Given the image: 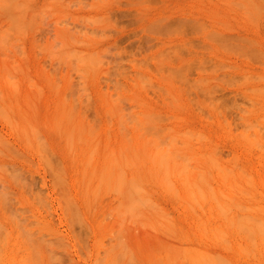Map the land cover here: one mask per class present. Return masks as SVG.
<instances>
[{
  "label": "rangeland",
  "instance_id": "rangeland-1",
  "mask_svg": "<svg viewBox=\"0 0 264 264\" xmlns=\"http://www.w3.org/2000/svg\"><path fill=\"white\" fill-rule=\"evenodd\" d=\"M88 60L93 61L89 62ZM85 63L87 64L85 65ZM90 65L91 67H88ZM85 72L86 74H82ZM84 75L88 77L86 78ZM105 96L109 98H107V102ZM110 96L117 103L111 101ZM112 102L116 104L113 105ZM111 103L113 106H111ZM107 106L109 109L106 108ZM114 106L119 107L116 110L113 109L115 113L119 110L116 114L110 111V108H114ZM119 113L122 116L119 117ZM118 117H122L121 121ZM73 123L74 125L77 123V125L74 126ZM137 124L141 126L138 129L135 128V126L139 127ZM78 125L80 127V129L78 128L79 132L86 129L84 132H86V135L88 134L87 138H84V132L78 135V130H75ZM73 126L74 129L71 130L70 128H73ZM185 127L192 131L195 129L196 135H193L194 132H192L193 137L190 136V131L186 133V135L189 133V137L184 136ZM66 129L70 130L71 142L68 138L70 134L67 133ZM126 133L128 136H126ZM136 133L138 139L137 137L133 138L137 135ZM121 134L124 135V138ZM247 134L250 135L251 139ZM65 135H67L68 140H66ZM90 135L95 140V137L97 139L101 138L96 140L98 141L96 143L93 140V144L97 145L98 148H92V141H90L92 139L89 140ZM177 135L180 138H175ZM205 135L206 138L203 137ZM110 136L112 138L108 139ZM113 136L116 138L113 139ZM119 137L123 140L127 139L125 137H129L128 144H121L123 140H120ZM139 137L141 141L138 142ZM252 138L254 142H257L258 139L261 141L262 138L261 142L256 143L259 146L254 145ZM130 139L132 141L134 139V141L132 142ZM198 139L199 142L201 140L200 143ZM184 140H187L186 142L190 141V144L185 143L187 146L184 145ZM250 140H252L253 145H250ZM105 141L115 147L111 149L114 150L116 158H120L118 156L120 153H117L118 148H121L119 145L122 148L127 145L125 151H129V147L130 150L133 149L128 154L124 150L122 151V148L120 149L121 152H124V155H128V158L123 159V163L120 162L121 164L117 162L119 158L116 159V163L120 165H118L119 167L114 165L115 158L112 160L114 155L110 153V145L106 144L108 147L103 146ZM85 142L87 143L85 144ZM204 143L206 144L204 145ZM89 145L90 149L93 150L92 152L87 147ZM94 148H96V151ZM154 148L158 152L161 148H163V152L165 151L163 153L161 150L160 153H157L155 150L159 155L156 161L158 166L155 164L156 159L151 158L154 157L153 154L157 157L156 153H153ZM164 148L167 150H164ZM179 148L183 150L180 151ZM134 149L139 150V152H136V154L139 153L137 160H135L136 154L132 153ZM168 150L172 153H170L172 159L170 161L168 160V153L170 152ZM177 150L184 154L187 152L188 156L194 154L193 158H196V155L200 153H204V156H206L208 154L205 155V153H209V151L210 155H213L211 151L215 150L217 156L214 154L213 158L216 156L218 159L213 161L212 156L209 158L213 164L209 159L208 161L203 158L204 156L201 158L198 156V159L208 161L211 165L206 166L208 169L217 167L216 169H219L218 173L216 169L211 170L210 168L211 173H216L211 174L210 179L202 176V173L198 172V174H201L199 176L201 178L205 177L206 181L210 180L213 189L220 186L219 189L216 188V191H224L226 188L237 191L236 188L239 186H237L236 181L240 179V174L238 175L236 171L243 168L242 166L246 167V170L243 168L244 170L241 169L238 172L243 173L245 171L248 176L249 173L253 174V176L251 174L253 188L251 184V186L248 185L249 181L247 186L245 185L248 178L245 180L246 174L244 173L245 176L242 174L244 177L241 175L244 179L241 180L246 183L243 182L242 185L240 180V187L243 190L248 187L244 190L245 193L247 190L255 195L252 194L253 197L251 198L248 192L245 195L243 191L244 196L241 198H248L250 202L243 198L244 200H242L245 202L241 200V204L246 205L243 204L244 207H242L238 203L237 207L241 209L238 210L237 208L235 211L239 214L244 212L242 211L243 208H245L243 209L246 210L245 212L248 211L249 213L251 211L253 216L247 214L250 217L252 216V223L254 222L255 213L257 215L260 213L258 210L262 206L264 207V0H0V264H190L193 258H196L194 260L197 262L194 263L193 261L194 264H203V262L205 264L203 259L209 258V256L204 258L200 255L203 258L201 259L200 256L198 258L196 256L200 254L198 250H201L204 254L207 252L205 250L211 251V254H217L218 252L215 257L219 262L226 257L229 263L232 264H264V241L260 240L264 234L259 229L264 227V220H262L264 219V208L261 209L263 210L262 215L260 214L262 219L259 214L254 217L257 221L258 217L260 218L259 222H254L255 225L256 223L259 224L254 225L258 227L256 229L258 231L255 230L249 219L240 220L238 218L237 220L244 221V223L246 219L251 224L249 226L247 223H243L246 226L242 230L244 233L246 230L248 235L244 234L243 231L242 234L239 233L240 231L236 234L238 227L235 229V226L239 222L237 225H234V222L232 228L235 231L230 230L229 233L227 232V237L225 235V237H222L223 230L221 228L225 227L224 229L227 231L229 226L226 229V225L229 222L224 226L227 218L221 219L223 218L221 216L225 212L226 215L230 213V208L227 207L230 204H226V207L223 206L227 202H219V193L217 198H212L215 199L214 202L207 200L208 192L213 197L216 193L213 191L212 194H215L212 195L210 191L206 192L205 189L207 197L203 192L204 201H209L205 205L208 206L213 202L212 206L214 208L211 206L213 209L209 205L210 208L205 206L203 212H201L200 209H202L201 205L203 203L201 199L203 198H201L200 192V199L198 198L199 195H197V198L202 203L196 201L197 198L194 197V200L189 201L190 203L194 201L192 205L195 202L200 204V208L194 204L197 207H194L196 208L194 211L198 212L200 210L198 213H204L206 210L208 213L209 208V213L210 209L213 210V216L215 213L218 214L221 206H223L222 208H228L229 212L221 208L225 211L223 214L217 215L221 217V220L216 218L215 215V221L213 219L212 222L213 216L210 213L208 216L211 217V222L206 224L214 223V225L216 224L215 227L219 229L220 227L218 228V224L215 222L220 220L218 223L222 226V220H226L223 222V227L220 228L221 235L218 234L220 239L217 233L215 235L218 236L217 241L225 239L224 242L227 243L229 249L226 250L227 248L222 246L224 242L222 244H220L221 241L217 243L216 238H214L217 236L211 235L214 233L212 230V233L210 231L206 233L210 228H207V230L204 227L207 231L203 232L204 229L201 228L203 224L199 225L203 234L197 233L199 231L197 229L195 232V223H198L199 218L202 216L204 218L207 216L200 213L201 217L200 214L198 217V214L193 212V208H190L191 204L189 206L187 198H185L187 201L183 199L188 190L184 191L186 194L183 196L181 190L185 189V183L178 182L176 179L185 178L184 180L189 182L192 178L190 179L189 175V178L183 177V172L188 169L186 164L191 166L190 163L194 162L191 156V160L179 157V152L175 157ZM88 151L93 153L94 157ZM107 151H109L108 154ZM151 151L152 156L147 157V154ZM87 153L92 159L86 158ZM97 153L99 154L97 155ZM109 154L112 157L110 162L109 159H106L109 158ZM131 155H133V160L136 162L141 161L140 164L134 161V164L131 165L129 163ZM140 157L145 162V166L142 160L138 159ZM177 157L182 158L184 161L179 158L178 161ZM82 158L84 159L82 160ZM123 158L126 157L123 156ZM150 158L154 161L151 165L148 163L149 160L151 161ZM164 158L170 164L172 161L176 162L171 165L167 164L170 167L172 165L177 166L178 161V165L181 164L182 166L176 174L182 171L180 176H183L178 178L175 175L174 177L173 173L167 170L170 167L162 162ZM86 159L87 163L89 162V168L87 167L88 164L85 163ZM100 159L102 160L100 161ZM158 159L161 161L158 162ZM105 160L108 161L107 164L109 163L107 166ZM124 160H127V164L131 165L130 168L127 165L125 166L126 161ZM187 160H190L189 163ZM218 160H220V163H218ZM111 161L113 165L109 168ZM120 161H122L121 158ZM168 161L165 162L168 163ZM205 161L203 160L204 164H206ZM221 161L224 165L221 164ZM93 163L96 164L95 168L91 166ZM233 163H239L240 167ZM101 164L109 168L108 176H103L105 179L101 177L102 172H100L98 178L97 174L99 172L92 173L94 169L98 171L102 167ZM122 164H124L123 168L126 170L124 173L120 168ZM154 164L159 168L165 164L166 166L163 167H167V169H164L170 173L162 169L163 167L160 170L153 166ZM214 164L216 167L213 166ZM219 164L221 165L219 166ZM83 165H86V167L84 166L86 168L84 170L85 174H81ZM135 165L136 167L133 170L132 168ZM140 165L145 168L150 165L147 167L148 171H150L149 167L152 166V173L154 172L153 167H155L158 171L160 170L159 174L157 175L156 169V175L154 173V175H151L150 172L145 171L147 168L142 169L143 167L141 168ZM196 165L194 166L196 167ZM194 166L192 169H194ZM222 166L224 167L222 168ZM225 166H230L232 169L228 167V169H231L228 170ZM104 167L102 168L106 169ZM183 167L185 170H183ZM91 168L93 169L91 170ZM111 168L114 169L111 170ZM191 168L189 167L188 173H191ZM197 168H195V171H197ZM220 168L224 172L227 170L231 172L225 174L222 171L223 177L219 172ZM135 169L139 174L142 170L140 176L147 175L148 178L145 177L147 179L146 185V179L143 181L142 177L139 178L141 179L140 184L138 182L135 184L136 181L133 183L130 181V178L134 181V177L137 176ZM175 169L177 168L174 166ZM203 169L198 168V171L201 172ZM208 169L206 171H209ZM114 170H117V172ZM174 170L172 171L174 172ZM112 171L115 174L117 173L118 176L115 174L114 176L120 181L115 177H113L114 180L110 181V176L113 175ZM161 171H163L162 174H166V172L170 174L169 180L171 178V182L168 183L171 188H177V185H179L177 189L179 193H182L183 198H181V195L179 198L176 192L173 194V189H169L170 192L166 186L167 183L166 185L162 184L161 180L164 175H161ZM103 173L106 174V171L103 170ZM123 174L126 177L129 175L128 179ZM227 174L230 176L233 174L234 176L230 177ZM160 175L162 178H160ZM206 175H210V173H206ZM138 176L137 179L135 178L136 180H139ZM107 177L109 183L106 182ZM253 177L255 178L253 179ZM201 178H199L200 180L195 179L198 181L195 183L205 181V178L203 180ZM219 178H223L221 179L223 182ZM103 179L108 185H105ZM125 179L129 180V184L132 185L128 184L129 187L126 186L127 181ZM154 179L161 180L156 182ZM183 179L181 180L183 181ZM97 180L100 182L96 184ZM195 180L187 182L188 185L191 182L194 183ZM216 181L219 183H216ZM110 182L111 185L113 184L112 187ZM231 182L236 185H232ZM179 183L184 188L180 189L181 185ZM222 183H226L225 186ZM95 184L99 186L94 187ZM148 184L151 186H148ZM207 184H209V181ZM230 184L233 188L230 187ZM143 185L145 186L143 187ZM200 185L198 184L196 187L198 188ZM131 186L133 188L138 187V190L140 189L143 193L138 192V190L132 191ZM212 186H208V188ZM221 186H224V188L221 189ZM109 187L111 188L109 189ZM200 187L199 189H201ZM141 188L149 191L146 192L145 189L142 190ZM164 189L167 193L163 191ZM177 189L175 190L177 191ZM190 189L192 191V188ZM238 189V192H240V188ZM194 190L192 193H198V190ZM150 191L151 193L148 195ZM221 191L219 192L221 193ZM144 193L151 196L152 199ZM189 193L191 194V192ZM222 193L221 196L225 195L224 192ZM236 193L235 197L238 196ZM135 194L137 195L134 196ZM140 194H144L145 197ZM190 194H188L190 197L196 195ZM241 194L239 193V196ZM226 196H223L222 199ZM139 197L141 200L138 199ZM235 197L232 200L238 202V198ZM135 198H137L138 203ZM218 198L219 210L217 209L218 212H214L217 208L215 202ZM148 199H151V202ZM156 199L160 203H156L157 201H154ZM180 200L182 202L179 203ZM227 201L229 202V200ZM184 202H187L185 204L189 206L188 208L187 206L183 208ZM136 203L138 207L135 206ZM257 203L262 206L259 208ZM155 204H159L160 208L163 206L164 211L165 209L168 211L169 214L167 211L165 213L168 214L171 221L174 217L173 222L175 224L172 225L171 222V225L170 223L169 225L172 227L171 229L176 230L175 233L171 232V229H169L171 235L168 234L167 229V231L164 230L167 233L163 232L162 229L165 228V224H168V220H164L165 223L163 218H167V215H160L163 211L158 208L159 212L162 211L159 213ZM232 204L237 205V203ZM248 204L252 205L247 207ZM202 206H204V203ZM254 206H257L258 210L255 211ZM251 208L253 209L251 210ZM233 211V214H230L231 216L236 214ZM182 212H187V215L184 213L183 215ZM247 214L245 217H248ZM155 216H159V218L157 217L158 222H156ZM241 216L239 217L241 218ZM203 217L201 219H204ZM160 219L164 225L159 223ZM233 219H231V222L234 221ZM204 221L207 222V220ZM202 222L203 220L200 223ZM181 224L189 231L183 230L184 234L186 231L187 234L189 233L188 235L185 234L188 237H183L182 230L179 231V227L180 229L182 227ZM160 226L164 228L160 229ZM189 229L194 231L192 232ZM214 231L218 232L216 229ZM256 232L263 235L260 236ZM181 233L182 239L177 236ZM223 233L226 234L225 231ZM239 234L241 237L243 234L244 236L240 238ZM245 235L252 237L254 235L253 238H256L254 240L252 237L245 238ZM196 237L198 241L195 240ZM207 238H210V240ZM244 238L248 239L247 241H250L253 246L251 243L245 242ZM202 239H204V242ZM229 240L232 244H229ZM255 240L258 243L256 248H254L256 245ZM183 241L187 246L192 245L193 247L192 249V247L184 245L187 249H192H189L188 252L185 251L187 255L184 253V256L182 254L184 252L182 248ZM242 243L248 244L244 246L243 250L252 247L251 250L255 251L256 249L257 251L252 253L250 250L249 254L245 252L246 250L240 251ZM175 244L177 247L179 244L182 245L178 248L179 250L183 249L182 253L177 250ZM194 244L196 246H193ZM173 245L176 247L175 251L177 250L176 252L180 253L169 250V247L172 248ZM233 247L235 249L232 251ZM259 247L260 249H257ZM204 248L205 250H202ZM230 248L232 249L230 250ZM236 250L240 252L235 253ZM167 251L169 257L173 252L170 258L174 260V263L165 255ZM190 253H195V257L189 258ZM208 254L210 255V252ZM220 258L222 259L219 260ZM200 260H203V262ZM210 260L212 259L209 258L207 261L211 262ZM217 260L214 262L218 263ZM207 261L206 263H208ZM214 262L211 263L214 264ZM225 264H228V262Z\"/></svg>",
  "mask_w": 264,
  "mask_h": 264
},
{
  "label": "bare ground",
  "instance_id": "bare-ground-1",
  "mask_svg": "<svg viewBox=\"0 0 264 264\" xmlns=\"http://www.w3.org/2000/svg\"><path fill=\"white\" fill-rule=\"evenodd\" d=\"M82 60H83V59H82ZM88 61H89V60H88ZM92 61H93V60H92ZM92 61H89V62H92ZM77 63H78V62H77ZM81 63H82V62H81ZM81 63H80V64H81ZM83 63H84V62H83ZM94 63H96V62H94ZM86 64H87V63H85V65H86ZM81 65H82V64H81ZM85 65H84V66H85ZM88 65H89V64H88ZM92 65H93V64H92ZM97 65H98V63H97ZM97 65H96V66H97ZM82 67H83V66H82ZM86 67H87V66H86ZM88 67H91V65L88 66ZM79 68H80V67H79ZM95 68H96V67H95ZM80 69H81V68H80ZM89 70H90V69H89ZM91 72H92V71H91ZM82 74H86V72H85V73H82ZM87 75H88V74H87ZM87 75H84V76L87 78V77L89 76V75H88V76H87ZM84 76H83V77H84ZM93 76H94V75H93ZM93 76H91V77L93 78ZM91 77H90V78H91ZM97 92H98V91H97ZM102 93H103V92H102ZM102 95H103V94H102ZM104 95H105V94H104ZM113 97H114V96H113ZM104 98H106L105 101L109 99V98L106 97V96H105ZM107 98H108V99H107ZM111 98H112V96H110V99H111ZM114 98H115V97H114ZM100 99H101V98H100ZM112 100H113L114 102H116L115 99L112 98L111 101H112ZM106 102H107V101H106ZM112 103H113V102H112ZM112 103H111V106L115 105L117 102H116V103H113V105H112ZM102 104H103V103H102ZM104 104H105V102H104ZM109 106H110V105H109ZM106 108H108V106H107ZM116 108H117L116 106H114V108L111 107V108H110V111L113 113V112H114L113 109L116 110ZM118 108H119V107H118ZM118 108H117V109H118ZM104 109H105V108H104ZM108 109H109V108H108ZM106 111H108V110H106ZM118 112H119V110H118ZM118 112H116V113H118ZM114 113H115V112H114ZM116 113H115V114H116ZM120 113H121V112H120ZM120 113H119V115H118L119 117H120V115H121ZM121 116H122V115H121ZM119 117H118V118H119ZM67 118H68V117H67ZM69 118H70V117H69ZM69 118H68V119H69ZM65 119H66V118H65ZM120 119H122V117L119 118V121H121ZM125 119H126V118H125ZM70 120H71V119H70ZM182 120H184V119H182ZM67 121H68V120H67ZM124 121H125V120H124ZM183 122H185V121H183ZM64 123H65V122H64ZM67 123H68V122H67ZM118 123H119V122H118ZM122 123H123V122H122ZM124 123H125V122H124ZM59 124H60V123H59ZM79 124H80V123H79ZM127 124H128V123H127ZM138 124H140V123L138 122ZM138 124H137V125H138ZM142 124H143V123H142ZM60 125H61V124H60ZM63 125H64V124H63ZM73 125H74V123H73ZM76 125H77V123H76L74 126H76ZM140 125H141V124H140ZM140 125H138L139 127H136V126H135V128H137V129L140 128V127L142 126V125H141V126H140ZM71 126H72V125L70 124V127H71ZM74 126H73V128H70V129H71V130L74 129ZM66 128H67V127H66ZM78 128L80 129L79 125H78L77 129H75L76 131L78 130L77 132L80 131ZM83 128H84V127H83ZM142 128H143V127H142ZM137 129H136V130H137ZM185 129H186V130L183 131V132H184L183 135L186 136V137H189V136H188L189 133L186 135L187 132H190V131H191V132H190V133H191L190 136H192V132L195 131V129L192 131V130H189L188 128H186V127H185ZM187 129H188V130H187ZM191 129H192V128H191ZM59 130H60V129H59ZM59 130H58V131H59ZM63 130H64V129H63ZM66 130H67V129H66ZM81 130H82V129H81ZM84 130H86V129H83L82 132H84ZM90 130L92 131V129H90ZM139 130H140V129H139ZM58 131H57V132H58ZM69 131H70V130H67V133H68V134H70ZM91 131H90V132H91ZM72 132H73V131H72ZM82 132H79L78 135H79L80 133H82ZM93 132H95V131H93ZM136 132H138V131H136ZM139 132H140V131H139ZM84 133H85V134H84ZM84 133H83V134L85 135L84 138H85V137L87 138V135H88V134L86 135V132H84ZM119 133H120V132H119ZM181 133H182V132H181ZM181 133H178V134H181ZM58 134H59V133H58ZM73 134H74V133H73ZM108 134H109V133H108ZM126 134H127V133H126ZM136 134H137V133H136ZM139 134H140V133H139ZM176 134H177V133H176ZM76 135H77V133H76ZM81 135H82V134H81ZM94 135H95V134H94ZM121 135H123V134H121ZM121 135H120V137H121ZM140 135H143V134H140ZM193 135H196V133L194 132ZM65 136H66L65 138H67V135H65ZM72 136H73V135H72ZM74 136H75V135H74ZM91 136H92V135H90L89 140L92 139ZM108 136H109V135H108ZM126 136H128V134H127ZM129 136H130V135H129ZM207 136H208V135H207ZM247 136H249V138H250V135H249V134H247ZM258 136L260 137V135H258ZM258 136H256V137H258ZM79 137L81 138V136H79ZM79 137H78V139H80ZM104 137H105V136H104ZM120 137H119V139H120ZM122 137L124 138V135H123ZM130 137H131V136H130ZM136 137H137V139H138V134L135 135V137H133V138H136ZM140 137H141V136H140ZM140 137H139L138 142L141 141ZM192 137H193V136H192ZM192 137H190V138L192 139ZM203 137L206 138V135L203 136ZM203 137H201V138H203ZM259 137H258V138H259ZM59 138H60V137H59ZM62 138H63V137H62ZM68 138H69V141L71 142V141H72V140H71V139H72V138H71V134L68 135ZM68 138H67L66 140H68ZM75 138H77V137H75ZM84 138H83V139H84ZM95 138H96V140H100V139H101L100 137H99L100 139H97V137H95ZM107 138H108V137H107ZM110 138H112V137L110 136L108 139H110ZM114 138H116V137L113 136V139H114ZM123 138L120 139V140H123ZM125 138H127V139H126V140H123V142L119 141V142H121V144H123V145H124V143H125V144H128L127 140L129 139V137H125ZM175 138H180V136L177 135V137H175ZM181 138H182V136H181ZM201 138H199V139H201ZM119 139H118V140H119ZM131 139H132V138H131ZM131 139H130V141H132ZM137 139H136V140H137ZM187 139H188V138H187ZM199 139H198V142H199ZM208 139H209V137H208ZM245 139H247V137H245ZM250 139H251V138H250ZM259 139H260V138H259ZM259 139H258V141H260ZM66 140H65V141H66ZM73 140H74V139H73ZM81 140H82V138H81ZM81 140H80V141H81ZM93 140H95V139L90 140V141H92V145H93L92 148H93V147L98 148L97 145L95 146V145L93 144ZM96 140H95V143L98 142V141H96ZM103 140H104V139H103ZM105 140H106V138H105ZM136 140H135V141H136ZM142 140L145 141L143 138H142ZM182 140H183V139H182ZM204 140H205V139H204ZM204 140H203V141H204ZM252 140H253V138H252ZM252 140H250V145H251V144L253 145V143H255V144H254L255 146H259V145H256V143H257L258 141H257V142H256V141L254 142V140H253V143H251ZM256 140H257V139H256ZM69 141H66V142H69ZM77 141H79V140H77ZM84 141H85V140H84ZM114 141L116 142V140H114ZM124 141H125V142H124ZM130 141H129V142H130ZM133 141H134V139H133ZM133 141H132V142H133ZM173 141H174V140H173ZM173 141H172V142H173ZM175 141H176V140H175ZM186 141H187V140H186ZM186 141L184 140L183 143H184V145L187 146V144H185V143H189V144H190V141H189V142H186ZM246 141H247V140H246ZM261 141H262V138H261ZM261 141H260V142H261ZM70 142H69V143H70ZM73 142H74V141H73ZM110 142H111V141H110ZM132 142H130V144H132ZM198 142H197V143H198ZM200 142H201V140H200ZM200 142H199V143H200ZM247 142H248V141H247ZM86 143H87V142H85V144H86ZM99 143H100V142H99ZM104 143H105V145H104ZM104 143H103V146L108 147L107 145H110L107 141H105ZM134 143H135V142H134ZM136 143H137V141H136ZM141 143H142V142H141ZM141 143H140V144H141ZM176 143H177V142H176ZM191 143H192V141H191ZM89 144H90V143H89ZM106 144H107V145H106ZM112 144H113V143H112ZM130 144H129V145H130ZM189 144H188V145H189ZM202 144H203V142H202ZM202 144H201V145H202ZM205 144H206V143H204V145H205ZM247 144H248V143H247ZM257 144H258V143H257ZM259 144H261V143H259ZM100 145H101V143H100ZM118 145H119V144H118ZM204 145H203V146H204ZM85 146H86V145H85ZM119 146L122 148L121 145H119ZM119 146H118V147H119ZM126 146H127V145H126ZM126 146H123L124 148H122V151L126 148ZM186 146H185V147H186ZM87 147H89V149L91 148L90 145L87 146ZM106 147H105V148H106ZM109 147H110V149H111V148H113V149L115 148V147H112V145H110ZM118 147H117V148H118ZM204 147H206V146H204ZM208 147H209V146H208ZM250 147H251V146H250ZM96 148H94L95 151H96ZM103 148H104V147H103ZM103 148H102V149H103ZM105 148H104V149H105ZM121 148H120V149H121ZM158 148H159V147H158ZM80 149H82V148H80ZM80 149H79V150H80ZM120 149L118 148V150H117L118 152H117V153H118V154L120 153V155H118V156H120V158L122 159V161H120V158L118 157L119 160H117V162H118V163H120V162L123 163V159H127V158H128V157H127L128 155H127V156H126V154L124 155V154H123L124 152H121ZM135 149H136V148H135ZM135 149H134V151L132 152V153H134V154H136V152H139L138 149H137L138 151L135 150ZM186 149H188V148H186ZM213 149H214V148H213ZM258 149H259V147H258ZM90 150H91V152L93 151L92 149H90ZM90 150H89V151H90ZM119 150H120V152H119ZM132 150H133V149L130 150V147H129V151H130V153H131ZM155 150H156V148H154V150H153L154 152H153V153H156ZM161 150H162V152H163V148H161L160 151H161ZM164 150H167V149L164 148ZM178 150L181 151V150H183V149H180V148H179ZM178 150H177L175 153H177V152L180 153V151H178ZM208 150H209V149H208ZM84 151H85V150H84ZM84 151H83V152H84ZM89 151H88V152H89ZM95 151H94V152H95ZM97 151H99V150L97 149ZM113 151H114V150H113ZM113 151H112V149L110 150V153L114 155L113 159H112V157H110V154H109V156H108L109 158H106V157H105V158H106V159H109V162H110L111 159L114 160V158H115V160L113 161V162H114V165H116V167H119L120 165H119L118 163H116V159H118V158H116L117 156H115L116 154H114L115 152H113ZM124 151H125V150H124ZM129 151L127 150V151H125V152H127V154H128ZM156 151H157V150H156ZM160 151H159V152L157 151V153H160ZM169 151H170V150H168V152H169ZM185 151H186V150H185ZM185 151H183V152H185ZM214 151H215V150H214ZM214 151H211V154H213V155H210V151H209V153H205V155H206V154L210 155V157H208V155H206L208 158H207L206 156H204V153H202V154H201V153H200V154H197V155H196L197 157L195 156L196 158H193V157H194V154H192L193 156L189 154L193 159H192L190 156H188L187 152H186L185 154H184V153H180L179 157L181 156L182 158H185V159H187V158H189L190 160L192 159V161H193L195 164H194V163H190V164H192L193 166L197 164L196 167L194 166V169H192V168H193L192 165H191V166H192V168H191V166H190L189 164H186V165H188V166H187L188 169H187L186 172H183L184 176H183V175L180 176V174H182V171H180L179 174H176L177 170H178L179 168H181V166H182L181 164L178 165V164H179V162H178L179 159L183 160L182 158L177 157V158H176V159L178 160V161L176 160V161H177V166H176V165H172V166L170 167V165H171L172 163H173V164L176 163V162L174 163L173 161L171 162V164L169 163V161L172 160L171 157H170L171 154H172L171 151H170L169 153L166 152V153L169 154V155H168V156H169V158H168L169 161H168V160H165V158H164V161H162V162H164L166 165H167V164H170L169 166L167 165V166L170 167V168L167 169V167H166V168L163 167V166H166L165 164H164L163 166H161V168L163 167L162 169L165 168V169L169 170L170 172L173 173L174 177H175V175H177L178 178H179V176H180V177L183 176V177H187V178L190 177V179L192 178L193 180H195V179H197V178L199 179V178H201V177H199V176H201V174H198V172H199V173H202V174H203L202 176L208 177V178L210 179V178H211L210 176H212L211 174H213V173H211L212 171L210 172L209 169L211 168V170H213L214 167H213V168L210 167V168L208 169L207 167H209V166H207V165H210L208 161L210 160L209 158H211V156H212V158L214 157V154H215ZM75 152H76V151H75ZM91 152H89V153H91ZM108 152H109V151H107V154H108ZM162 152H161V153H162ZM164 152H165V151H164ZM164 152H163V153H164ZM213 152H214V153H213ZM95 153H96V152H95ZM103 153H104V152H103ZM140 153H141V152H140ZM151 153H152V151L149 152V153L147 154V157H148V156L151 157L152 154H153V153H152V154H151ZM157 153H156L157 157L155 156V154H153L154 157H151L152 159H153V158L156 159V160H155V164H156L157 158L159 157V155H158ZM163 153H162V155H163ZM170 153H171V154H170ZM179 153L175 154V157H176ZM82 154H83V153H82ZM82 154H81V155H82ZM91 154H92V156L94 157V154H93V153H91ZM98 154H99V153H97V155H98ZM101 154H102V153H101ZM107 154H106V152H105V156H106ZM121 154H122V155H121ZM134 154H133V155H134ZM84 155H86V154H84ZM133 155H131V156L129 157V160H130L129 163H130L131 165H133V164H134V161L137 160V157L139 156V153L136 154V156H135V157H136L135 160H133V157H132ZM173 155H174V153H173ZM182 155H183V156H182ZM215 155L217 156V154H215ZM87 156H88V157H87ZM92 156H91V157H92ZM123 156L126 157V158H123ZM163 156H165V154H164ZM186 156H187V157H186ZM198 156H199L200 158H201L202 156H204L203 158H205L206 160H208V159H209V160H208L207 162L205 161V159H201V160H200V159H198ZM216 156H215V158H213V161H214V159H215V160L218 159ZM102 157H103V155H102ZM102 157H101V158H102ZM238 157H239V156H238ZM86 158H90L89 155H88V153H87V155H86ZM97 158H98V156H97ZM151 158H150V159H151ZM161 158H162V157H161ZM178 158H179V159H178ZM83 159H84V158H82V160H83ZM90 159H92V158H90ZM102 159H103V158H102ZM102 159H100V161H101ZM131 159H132V161H131ZM138 159H139V160H140V159L142 160L141 157L138 158ZM145 159H146V158H145ZM152 159H151V161H152ZM162 159H163V158H162ZM196 159H197L198 161H200V162L195 161ZM103 160H104V159H103ZM158 160H159V159H158ZM173 160H174V156H173ZM190 160H189V161H190ZM203 160L205 161L206 164H204ZM262 160H263V157H262ZM88 161H89V159H88ZM95 161H96V159H95ZM124 161H126V164H125V162H124L125 166H126V165H127L128 167L131 166L130 164H127V162H128L127 160H124ZM147 161H148V160H147ZM151 161L149 160V162H148V163H150V165L154 162V161H152V162H151ZM160 161H161V160H159L158 162H160ZM165 161H168V163L165 162ZM183 161H184V160H183ZM189 161L187 160L188 163H189ZM219 161H220V160H218V163H220ZM105 162H106V160H105ZM107 162H108V161H107ZM107 162H106V166L109 164V163L107 164ZM131 162H132V163H131ZM135 162H136V161H135ZM140 162H141V161H140ZM140 162L138 161V162H136V163H137V164H138V163L140 164ZM142 162H143V160H142ZM180 162H181V161H180ZM196 162H197V163H196ZM202 162H203V163H202ZM210 162H211V164H213L212 160H210ZM215 162H216V161H215ZM236 162H237V159H236ZM85 163H86V164L89 163V162L87 163V159L85 160ZM90 163H91V162H90ZM101 163H102V162H101ZM103 163H104V161H103ZM136 163H135V164H136ZM144 163H145V162H143V165H144ZM148 163H147V164H148ZM200 163H202V164H200ZM207 163H208V164H207ZM223 163H225V162H223ZM91 164H92V163H91ZM104 164H105V163H104ZM120 164H121V163H120ZM124 164H122V167H120V168H122L121 170H122L123 173H124V171H126L125 168H123V165H124ZM137 164H136V165H137ZM155 164H154L153 166H155ZM160 164H161V163H160ZM160 164H159V166H160ZM199 164H200V165H199ZM221 164H222V161H221ZM221 164H219V166H220ZM233 164H235V163H233ZM233 164H231V165L233 166ZM236 164H237V163H236ZM236 164H235V165H236ZM93 165H94V166H93ZM93 165H91V166H92L93 168H95L96 164L93 163ZM101 165H102V167L105 166V165L103 166V164H101ZM112 165H113V163H112V161H111V164H110V166H108V167L110 168ZM118 165H119V166H118ZM136 165L133 166V168H132L133 170H134V167H136ZM143 165H142V167H143ZM150 165H148V166H150ZM156 165L158 166V164H156ZM186 165H185V168H186ZM198 165H199V166H198ZM204 165H205V166H204ZM222 165H224V164H222ZM235 165H234V166H235ZM237 165H239V163H238ZM84 166L86 167V165H83V167H84ZM88 166H89V164L87 165V167H88ZM137 166H138V165H137ZM144 166H145V165H144ZM146 166H147V165H146ZM148 166H147V167H148ZM157 166H155V167H157ZM174 166H175V168H177V169H175L176 171L174 170ZM178 166H180V167H178ZM183 166H184V164H183ZM197 166H198V168H199L200 170L203 169V168L205 169V167L207 166L206 169H208L209 171H206V169H205V170L203 169V170L200 172V170L198 171ZM202 166H204V167H202ZM210 166H211V165H210ZM213 166H215V164H214ZM83 167H82V171H83V172H82L81 174H85V171H84V170H85L86 168H85V167L83 168ZM102 167H100V169H99L100 171H99V170L97 171V169H96V170L94 169V170H95V171H94V170H92L93 168H91V170L93 171L92 173L99 172V174H97V178H98V176L100 175V172H102V176H101V177H103V176L106 177V175L108 174V169H109V168H108V167H104V168H106V169H103ZM140 167H141V165H140ZM142 167H141V168H142ZM147 167H146V168H147ZM151 167H152V166H151ZM151 167H149V168H150V171H148V168H147V170H145V171H148V172H150L149 174L154 175L156 169L159 168V167H157L156 169H155V167H153V168H154V172H153L154 174L151 172ZM189 167L192 169V170H191V173H188ZM215 167H216V166H215ZM223 167H224V166H222V168H223ZM225 167H226V166H225ZM228 167L232 169V167H230V166H228ZM228 167H226V169H228ZM237 167H240V165L237 166ZM242 167L244 168V166H242ZM88 168H89V167H88ZM129 168H130V167H129ZM146 168L143 167L142 169H146ZM161 168H159V169L161 170ZM183 168H184V167H183ZM185 168H184L183 170H185ZM195 168H197V171H195V170H196ZM216 168H217V167H216ZM216 168H214V169H216ZM243 168H239L240 170H237V171H236V172L238 173V175L240 174V176H241L243 173L246 174L245 171H244L243 173H242V172H240V173L238 172V171H241V169H243ZM245 168H246V167H245ZM245 168H244V169H245ZM112 169H114V168H111V170H112ZM136 169H137V168H136ZM136 169H135V170H136ZM165 169H164V170H165ZM170 169L174 170V172H173L172 170H170ZM220 169H221V168H220ZM224 169H225V168H224ZM231 169H228V170H231ZM244 169H243V170H244ZM246 169H247V168H246ZM246 169H245V170H246ZM250 169H251V167H250ZM80 170H81V169H80ZM103 170L106 171V174L103 173ZM129 170H130V169H129ZM160 170H159V171H160ZM167 170H165V171H167ZM179 170H181V169H179ZM216 170H217V169H216ZM218 170H219V169H218ZM218 170H217V173H218ZM228 170H227L226 172H224L223 169H221L219 172H221V174H222V171H223V173H225V174L231 172V171L228 172ZM243 170H242V171H243ZM251 170H252V169H251ZM114 171H115V170H114ZM114 171H112L113 175L110 176V177H111V180H110V181H112L113 177H115V179H117L116 176H114V174H115ZM136 171H137V170H136ZM138 171H139V168H138ZM138 171H137V173L134 171V173H136L137 176H138V175L140 176L142 170L140 171V174H139ZM145 171H143V172L145 173ZM152 171H153V170H152ZM159 171H158V169H157V171H156L157 175L159 174ZM165 171H164V173H165ZM193 171H194V172H193ZM203 171H205V172H203ZM110 172H111V171H110ZM115 172H117V170H116ZM119 172H120V170H119ZM143 172H142V173H143ZM162 172H163V171H161V175H162V176L164 175V178H162V176L160 175V178H162V180H161V179H159V180L157 179L158 181L155 180V179H156V178H155L156 176L154 177V178H155L154 180H155L156 182H159V181L161 180V181H162V184H165V185H166V183H167L166 186L168 187V190H169V189H171V190L173 189V190H172L173 194H174V192H176V193L178 194V197L180 198V197L182 196V195H181L182 193H179V191H178V189H177L179 185H177V188H173V187L171 188L170 185H169V183L171 182V181H170L171 178H170V180H169V175H170V174H167L168 171L166 172V174H162ZM170 172H168V173H170ZM178 172H179V171H178ZM252 172H253V171H252ZM130 173H132V172H130ZM172 173H171V175H172ZM185 173H186V176H185ZM195 173H196V175L194 176ZM206 173H208V174L210 173V175H206ZM237 173H236V174H237ZM255 173H256V172H255ZM125 174H126V172H125ZM125 174H123V175H125ZM146 174H147V173H146ZM190 174H193V175H190ZM214 174H216V173L214 172ZM214 174H213V175H214ZM219 174H220V173H219ZM225 174H224V175H225ZM229 174H230V173H229ZM229 174H227V175H229ZM233 174H234V173H233ZM233 174H231V176H230V175H229V176L232 177V176H234ZM244 174H243V175H244ZM251 174H252V173H251ZM251 174L249 173V176H248V174H246L245 180L248 178V179L246 180L247 183H246L245 181H243V182L246 183V184H245L246 186H247V184H248V181H249V184H248V185H250V184L252 185V181H253V180H252V176H253V174H252V176H251ZM115 175H117V173H116ZM131 175H132V174H131ZM133 175L135 176V174H133ZM155 175H156V174H155ZM166 175H168V176H166ZM188 175H189V177H188ZM197 175H198V176H197ZM227 175H226V176H227ZM243 175H242V176H243ZM257 175H258V174H257ZM83 176H84V175H83ZM107 176H108V175H107ZM117 176H118V175H117ZM120 176H121V174H120ZM137 176L134 177V181H132L133 179L130 178V181H131L132 183L136 181L135 184H137V182L140 184L139 181H140L141 179H139V178H141L142 176H140V177L138 176V179H139V180H136V179H137ZM177 176H176V178H177ZM221 176H223V174H222ZM226 176H225V181H226ZM229 176H228V177H229ZM235 176H236V175H235ZM240 176H239L240 179L236 176V178L239 179V180L236 179V180H237V181H236V184H237V186H239V187H237V188L234 187V188H236L237 191H235V189H230V190H229V189H227V188L224 189V191H223V190H222V191H221V190L216 191L217 189L220 188V186L217 185V186H218V187H216L217 189H216V188L213 189L214 187L212 186V185H213L212 182H210V180H207V181H206V178H205V177H204V178H205V181H206V182H205V181H204V182L200 181L199 183L196 184L195 182H198V181L195 180L194 183L191 182V183L189 184L190 186L192 185V187H190V186L188 185V183H189L190 181H193L192 179H191V180H190V179H187V180H190L189 182L187 181L188 183L186 182V180H184L185 178H184V179H183V178H180L179 180L176 179L178 182L181 181V183H183V184L185 183V184H184V185H185V186H184L185 189L181 190V192H183V196L186 194V193L184 192L185 190H188V192L186 191L187 194L184 196V198H183V196H182L181 198H183L184 201H187V200H188V204H189V206H190V204H191L190 208H191V207L193 208V212L197 213V214H198V217H199V214H200L201 212H203V210H204V208H205V206H206L205 203H206L207 201H206V202L204 201V195H203V192H205V189H206V192L210 191L211 194H212L213 191L216 193V194L213 193L212 195H214V194L217 195V194L219 193L218 195H219L220 201H219V198H218V200L216 201L218 204L215 202V204L217 205V208L215 207L216 210H214V212H218V210H219V209L221 210V208H222L223 206L226 207V204H227V205L230 204V206H227L228 208H230V209H229V210H230V213H227V215H226V212H225V211H223V210L220 211V210H219V212H218L219 215H221V213L223 214V212H225V214L221 216V217H223V218L217 216L218 214H216V213L214 214V216L216 215L217 217H216V216H215V217H216V218H219V219H220V218H221V219H224V217L227 218V219H226L227 221L225 220L226 223L224 224V226L227 224V222H229V223L226 225V226H227L226 229L228 228V226H229V228H231V229L228 228L227 231L224 229L225 227H223V222H225L224 220H222V222H221V223H222V226L220 225V223H218V221L220 222L221 219H220V220L217 219L218 221L215 222V223L218 224V225H217L218 228H219V227H220V228L223 227V228H221V229L223 230V232H224V231L226 232V234L222 232L223 235H221V234H220V233H221V229H220V228L217 229V227H215L216 224H215V225H214V223H213V224H212V223L206 224V223H208V222H211V220H210L211 217L208 216V215H209L210 213H212L211 216H213V212H212L213 210H212V209L214 208V206H212V205H213V202L215 201V199L213 200L212 198H217L218 195H217L216 197H215V195H214V197H213V196L209 195V192H208V193H207V196H208V197H207V196H206V192H205L204 194H205V196L207 197V200L209 199V201H210V200L213 201V202L211 201L212 204H209L210 207L212 206L213 208L211 207L212 209H210L211 211H210V213H209V208H210V207H209V205L207 204L208 206H206V207H209V208H208V213H207V211L205 210V211H206V215L204 214L205 211H204V213H201V214L204 215V216L210 217V218L208 219L207 217H205V218H206V219H205V218L202 216L204 219H201L202 217H201V214H200V217H201V218H199L200 220H199V219H196L197 221L199 220V221H198L199 224L196 222L195 224H196L197 226L194 225V227H196V228H195V232H196V229H197V230H199V231H197V233H198V232L201 233V228H202V230L204 229L203 232H206V231L208 230L207 228H210V230H208L206 233H208L209 231L212 233V231H213L214 233H213V234L210 233L211 235L217 236V235L219 234V235H221L222 237H225V236L230 232V230H234L232 227H234V225H237V223L239 222L238 225L235 226V229H236V227H238V230L236 229V234H237L238 231H240L239 233L242 234V231L245 229V226H246V225H244V224H246V223H247V225L250 224V223H248V221H246V219H245V223H244V221H243V222L240 221L241 219L244 220V218H247V219H249V221H251V224H253L252 226L255 228V230L258 228V227H255V226H256V225H259V224L256 223V225H255L254 222H259L260 218L258 217V221H257V220L254 219V217H257L258 214L260 215L261 213L264 212L263 210H261L262 208H264L262 205H258L259 203H257V206H258L259 208L262 206L260 210L257 209V208H258L257 206H256L257 208L254 206V207H255V211H256V209H257L258 211H260V213H258L257 215H256V213H255V216L253 217V221H254L253 223H252V219H251V217L253 216L252 213H251V211H249V213H248V211L245 212L246 210H243V209H245V208L242 209V211H244V212H240V214L237 213V212L235 211V209L237 210V208H238V207H237V206H238V203L240 204V206L242 205V207H244V205H246V204H244V203H243L244 205L241 204V203H242L241 200H242L243 198H245V197H243V198H241V197L244 196V194L247 195V194L249 193V191H247V190H246V193H245V191H244L245 189H248V187L245 186V187H246V188H245L244 186H242V187L245 188L244 190L240 187V186H241L240 180L242 179V176H241V177H240ZM244 176H245V175H244ZM244 176H243V177H244ZM247 176H248V177H247ZM250 176H251V177H250ZM101 177H99V178L101 179ZM104 177H103V178H104ZM110 177H109V178H110ZM124 177L128 179L129 175H128L127 177H126V175H125ZM145 177L148 178L147 175L145 176V174H143V177H142V178H143V181H144V179H146ZM151 177H152V176H151ZM158 177H159V176H158ZM166 177H167V180H166ZM194 177H195V178H194ZM216 177H217V176H216ZM223 177H224V176H223ZM135 178H136V179H135ZM204 178H201V180H203ZM208 178H207V179H208ZM213 178L215 179V177H213ZM213 178H212V179H213ZM254 178H255V177H253V179H254ZM100 179H99V180H100ZM104 179H105V178H104ZM104 179H103V181H104ZM122 179H123V178H122ZM131 179H132V180H131ZM151 179H152V178H151ZM163 179H165V180H163ZM174 179H175V178H174ZM181 179H183V181H182ZM198 179H197V180H198ZM214 179H213V180H214ZM221 179H223V178H221ZM221 179L219 178V180H221ZM229 179H230V178H229ZM232 179H233V178H232ZM243 179H244V178H243ZM243 179H242V180H243ZM257 179H258V178H257ZM113 180H114V179H113ZM117 180H119V179H117ZM125 180H126V179H125ZM125 180H123V181H125ZM154 180H152V181L154 182ZM168 180H169V181H168ZM172 180H173V179H172ZM199 180H200V179H199ZM234 180H235V177H234ZM242 180H241V182H242ZM259 180H260V179H259ZM97 181H98V180H97ZM107 181H108V177H107L106 182H107ZM119 181H120V180H119ZM126 181H127V182H126ZM126 181H125V182L127 183V184H126V186H127V185L129 184V182H128L129 180H126ZM149 181H150V180H149ZM164 181H165V183H163ZM174 181H175V180H174ZM184 181H185V182H184ZM208 181H209V184L206 185V183H207ZM221 181L223 182V180H221ZM221 181H220V182H221ZM230 181H231V180H230ZM232 181H233V180H232ZM250 181H251V182H250ZM99 182H100V181L96 182V184L99 183ZM115 182H116V180H115ZM168 182H169V183H168ZM172 182H173V181H172ZM201 182H202V183H201ZM217 182H218V181H216V183H217ZM234 182H235V181H234ZM237 182H238V183H237ZM243 182H242V185H243ZM104 183H105V181H104ZM104 183H103V186H104ZM108 183H109V181H108ZM108 183H105V185H106V184L108 185ZM123 183H124V182H123ZM146 183H147V179H146L145 185H146ZM148 183H149V182H148ZM181 183H179V184L181 185ZM210 183H211V185H210ZM218 183H219V182H218ZM229 183H230V182H229V180H228V184H229ZM232 183H233V182H231V184H232ZM96 184H95L94 187H98V186H99V185H96ZM118 184H119V183H118ZM130 184H131V183H130ZM130 184H129V185H130ZM149 184H150V183H149ZM149 184H148V186H151V185H149ZM151 184H152V182H151ZM157 184H158V183H157ZM193 184H194V186H195V190H194V186H193ZM198 184H199V185L201 184V185H200L201 187L199 186L201 189H199V187H198V188L196 187V185L198 186ZM224 184H226V183H224ZM224 184L222 183V185H224ZM231 184H230V187H231ZM236 184H232V185H236ZM110 185H111V182H110ZM129 185H128V187H129ZM131 185H132V184H131ZM145 185H143V187H144ZM160 185H161V182H160ZM165 185H164V186H165ZM187 185H188V186H187ZM205 185L207 186V188H208V186H212L211 188H212L213 190H212L210 187L208 188V189H209V190H208L207 188H205V187H206ZM251 185H250V186H251ZM112 186H113V184L111 185V187H112ZM164 186H163V187H164ZM186 186H187V187H186ZM202 186H205V187H202ZM224 186H225V185H224ZM224 186H223V187L221 186V189H223ZM226 186H227V185H226ZM111 187H109V189H110ZM131 187H132V186H131ZM131 187H130V188H131ZM141 187H142V186H141ZM167 187L165 188L166 190H167ZM180 187H181V188H180ZM180 187H179L180 189L184 188V187H182V185H181ZM188 187H189V188H192V191H191V189L189 190ZM230 187L228 186V188H230ZM254 187H255V186H254ZM106 188H107V186H106ZM116 188H117V187H116ZM132 188H133V187H132ZM135 188H136V189H135ZM139 188H140V187H139ZM152 188H153V186H152ZM155 188H156V187H155ZM186 188H187V189H186ZM202 188H203V189H202ZM231 188H233V187H231ZM238 188H240V192H238V191H239ZM252 188H253V185H252ZM102 189H103V188H102ZM141 189H142V188H141ZM144 189H145V188H144ZM144 189H142V190H144ZM165 189H164L163 191H166ZM175 189H177V191H176ZM180 189H179V190H180ZM210 189H211V190H210ZM241 189H242V191H241ZM249 189H250V188H249ZM99 190H100V189H99ZM106 190H107V189H106ZM130 190H131V189H130ZM130 190H129V191H130ZM134 190H138V187H134L132 191H134ZM145 190H146V189H145ZM154 190H155V189H154ZM154 190H153V192H154ZM174 190H175V191H174ZM193 190H194V191H197V190H198V191H197L198 193L195 192V194H196V195H195L194 193H192ZM201 190H203V191H201ZM225 190H226V191H225ZM233 190H234V191H233ZM251 190H252V189H251ZM251 190H250V191H251ZM253 190H254V189H253ZM103 191H104V190H103ZM129 191H128V192H129ZM132 191H130V192H132ZM139 191H140V189L138 190V192H139ZM148 191H149V190H148ZM148 191L146 190V192H148ZM169 191H170V190H169ZM219 191H221V193H220ZM227 191H229V192H227ZM231 191H233V192H231ZM243 191H244V194H243ZM135 192H137V191H135ZM135 192H134V193H135ZM156 192H158V191H156ZM170 192H171V191H170ZM189 192H191V194H190ZM199 192H200V195L203 196V197L201 196V198H203V199H201V200H203L204 206H202V205H203L202 201L198 200V198L200 199ZM222 192L225 193V195H223L224 197H225L226 195H228V196H230L231 198L228 197V196H226V198L228 197L227 199H226V198H223V199H222V197H223V196H221V195L223 194ZM226 192H227V193H226ZM234 192H235V193L237 192L236 195H238V196L235 197V193H234ZM241 192H242L243 195L241 194ZM247 192H248V193H247ZM140 193H143V191H140ZM150 193H151V191L149 192V194H148V193H147V194L150 195ZM163 193H164V192H163ZM163 193H162V194H163ZM166 193H167V191H166ZM168 193H169V192H168ZM230 193H231V195H232L233 197H232L231 195H229ZM232 193H234V194H232ZM239 193L241 194L240 196H239ZM144 194L146 195V193H144ZM144 194H143V195L140 194V195H142L143 197H145ZM158 194H160V193H158ZM188 194H190V195H195V196L190 197ZM252 194L255 195L254 193H252ZM252 194H251V192H250L248 195L252 198V197H253ZM125 195H126V194H125ZM125 195H124V196H125ZM136 195H137V194H135L134 196H136ZM148 195H146V196L151 198V196H148ZM152 195H153V193H152ZM160 195H161V194H160ZM180 195H181V196H180ZM197 195H199L198 198H197ZM128 196H129V195H128ZM156 196H157V195H156ZM172 196H173V195H172ZM172 196H171V197H172ZM220 196H221V197H220ZM132 197H133V196H132ZM163 197H164V196H163ZM166 197H167V196H166ZM166 197H165V198H166ZM173 197H174V196H173ZM176 197H177V195H176ZM189 197H190V198H189ZM193 197H194V198H197V199H195L196 201H198L199 203H202V205H201L202 209H200V210H202V211H201L200 213H198V212L200 211L199 209H198V210H199L198 212L194 211V209L196 210V208H197L196 205H198V207H199L200 204H198V202H197V203L195 202L194 204H196V205L194 206V204L192 205V202H194V201H191V203H190V201H189V200H194ZM210 197H211V199H210ZM234 197H235V198H238L239 201H238V200H235V201H238V202H234V199L232 200V198H234ZM239 197H240L241 199H240ZM128 198H129V197H128ZM156 198H157V197H156ZM168 198H169V197H168ZM174 198H175V197H174ZM185 198H187V200H185ZM188 198H189V199H188ZM192 198H193V199H192ZM138 199H140V197H139ZM151 199H152V198H151ZM151 199H148V200L150 201ZM153 199H154V198H153ZM183 199H182V200H183ZM221 199H222V200H221ZM224 199H226V200H224ZM245 199H246V198H245ZM125 200H126V199H125ZM128 200H129V199H128ZM135 200L137 201V198H135ZM140 200H141V199H140ZM146 200H147V199H146ZM146 200H144V201H146ZM205 200H206V198H205ZM227 200H229V202H228ZM243 200H244V199H243ZM243 200H242V201H243ZM246 200H248V198H247ZM250 200H251V199H250ZM130 201H131V200H130ZM136 201H135V202H136ZM152 201H153V200H152ZM154 201H157L156 203H160V202H158L157 199L154 200ZM154 201H153V202H154ZM209 201H208L207 203H209ZM218 201H219L220 203H222V202H223V203H224V202H227V203H224L225 205L221 204V205H223V206H221V207L219 208V207H218V205H219V202H218ZM221 201H222V202H221ZM231 201H233V202H231ZM248 201H249V200H248ZM252 201H255V200H252ZM133 202H134V199H133ZM150 202H151V201H150ZM171 202H172V201H171ZM180 202H182V201L180 200L179 203H180ZM243 202H245V201H243ZM249 202H250V201H249ZM131 203H132V202H131ZM137 203H138V201H137ZM137 203L135 204V206H137ZM146 203H147V202H146ZM185 203H187V202H184V205H183L184 207H183V208H185V206H187ZM232 203H237V205L235 206V204H232ZM263 203H264V202H263ZM132 204H133V203H132ZM148 204H149V203H148ZM253 204H254V203H253ZM158 205H159V204H158ZM158 205L155 204V206H156V208H157V211H158V208H160V206H158ZM173 205H174V204H173ZM179 205H180V204H179ZM231 205H232V206H231ZM248 205H249V206H247V207H250V205H252V204H248ZM254 205H256V204H254ZM131 206H134V205H131ZM174 206H175V205H174ZM189 206H187V208H188ZM137 207H138V206H137ZM194 207H196V208H194ZM203 207H204V208H203ZM232 207H233V208L236 207V208L233 209ZM247 207H246V208H247ZM190 208H189V209H190ZM192 208H191V209H192ZM199 208H200V207H199ZM218 208H219V209H218ZM228 208H222V209H225V210H227V212H229ZM160 209L163 211V213H161V212H162L161 210H160L161 212L158 211L159 213H161L160 215H164V214L167 215V218H163V221H164V220H168V221H167L168 224L166 223V221H164V222L166 223V224H165L166 226H165V228H164V227H161L162 225H164V223H161V222H163V221L160 219L161 221H160L159 223L162 224V225L160 226V229H161V228H164V229H162L163 232H165L164 230L167 229V230L169 231L168 234L170 233V235L172 234L171 232H174V233H175L176 230H175V229H171L172 227L170 226V225H171V222L173 223L172 225L175 224V223L173 222L174 217H173V220L171 221V218H170V219L168 218V214H169L168 211L165 209V211H167L168 214L165 213V211H164V209H163V206H162ZM189 209H188V210H189ZM217 209H218V210H217ZM231 209H233V210L236 212L235 216L232 215L234 219H233L232 216L230 215V214H233V213H232L233 210L231 211ZM239 209H241V208H238V210H239ZM252 209H253V208H251V210H252ZM168 210H169V209H168ZM188 210H187V211H188ZM169 211H170V210H169ZM180 211H182V210L180 209ZM185 211H186V210H185ZM189 211H190V210H189ZM191 211H192V210H191ZM234 211H233V212H234ZM240 211H241V210H240ZM255 211H254V212H255ZM258 211H257V212H258ZM262 211H263V212H262ZM158 212H157V213H158ZM193 212H192V214H193ZM159 213H158V214H159ZM183 213H184V212H182V214H183ZM186 213H187V212H185L184 214H186ZM190 213H191V212H190ZM190 213H189V214H190ZM243 213H244V215H242ZM247 213L250 214V215H252V216L250 217V215H248ZM184 214H183V215H184ZM192 214H191V215H192ZM246 214L248 215L249 218H248L247 216L245 217ZM160 215H159V216H160ZM166 215H165V216H166ZM186 215H187V214H186ZM228 215H229V216H228ZM236 215H237V217H236ZM238 215H239V216L242 215L241 218H240ZM261 215H262V214H261ZM261 215H260V217H261V219H262V216H261ZM159 216H157V217L159 218ZM214 216L212 217V222H213V219H214V221H215V217H214ZM157 217L155 216L156 222H158V220H159V219H157ZM162 217H163V216H162ZM169 217H171V216H169ZM176 217H177V216H176ZM180 217H181V216H180ZM193 217H194V216H193ZM230 217H231V219L234 220V221L232 220L233 222H231ZM242 217H243V218H242ZM185 218H186V217H185ZM196 218H197V215H196ZM228 218H229V219H228ZM238 218H239L240 220H237ZM263 218H264V217H263ZM177 219H178V218H177ZM192 219H193V218H192V216H191V220H192ZM194 219H195V218H194ZM250 219H251V220H250ZM256 219H257V218H256ZM169 220H170V221H169ZM185 220H186V219H185ZM201 220H203L202 223H200ZM204 220H207V222H205ZM208 220H210V221H208ZM228 220H230V221H228ZM235 220H237V221H235ZM262 220H264V219H262ZM187 221H188V220H187ZM156 222H155V223H156ZM188 222H189V221H188ZM204 222H205V224H204ZM234 222H235V224L233 225L232 223H234ZM169 223H170V225H169ZM240 223H241V224L244 223V224L241 225ZM263 223H264V221H263ZM263 223H262V224H263ZM202 224H203V226L200 228V226H201ZM211 224H212L214 227H213ZM229 224H230V225L232 224V225L230 226ZM251 224H250V225H251ZM167 225H168L169 227H168ZM190 225H191V222H190ZM199 225H200V226H199ZM206 225H207V226H206ZM210 225H211L212 227H211ZM219 225H220V226H219ZM239 225H240V226H239ZM250 225H249V226H250ZM254 225H255V226H254ZM181 226H182V224H181ZM188 226H189V224H188ZM198 226H199V229L197 228ZM208 226H210V227H208ZM241 226H242V227H241ZM260 226H261V225H260ZM260 226H259V227H260ZM174 227H175V226H174ZM178 227H179V226H178ZM204 227H206L207 230H206ZM240 227H241V228H240ZM243 227H244V228H243ZM253 227H252V228H253ZM182 228H183V229H182ZM212 228L216 229L218 232L214 231V229H212ZM242 228H243V230H242ZM248 228H249V227H248ZM261 228H262V229H261ZM169 229H171L172 231L169 230ZM176 229H177V228H176ZM185 229H186V228H184L183 226L181 227V229H180V227H179V231L182 230L181 232H183V230L185 231ZM246 229H247V228H246ZM250 229H251V228H250ZM259 229L262 230L261 233L263 232V234H264V230H263L264 227H260ZM167 230H166V231H167ZM173 230H174V231H173ZM186 230H187V229H186ZM189 230H190V229H189ZM191 230H192V229H191ZM191 230H190V231H191ZM211 230H212V231H211ZM248 230H249V229H248ZM260 230H259V232H260ZM170 231H171V232H170ZM177 231H178V229H177ZM187 231H188V230H187ZM187 231H186V232H187ZM193 231H194V230H192V232H193ZM228 231H229V232H228ZM234 231H235V230H234ZM234 231H233V232H234ZM253 231H254V230H253ZM256 231H258V230H256ZM186 232H185V234H187ZM188 232H189V231H188ZM227 232H228V233H227ZM251 232H252V231H251ZM259 232H258V233H259ZM165 233H167V232H165ZM174 233H173V234H174ZM190 233H191V232H190ZM216 233H217V235H215ZM243 233H244V231H243ZM245 233L247 234L248 232H246V230H245ZM245 233H244V234H245ZM256 233H257V232H256ZM258 233H257V234H258ZM261 233H259L260 236L263 235V234L261 235ZM176 234H177V232H176ZM185 234H184V232H183V237H185V236L188 237L187 235H188L189 233H188L187 235H185ZM193 234H194V233H193ZM201 234H203V233H201ZM231 234H232V231H231ZM244 234H243V236H244ZM251 234H252V233H251ZM257 234H256V235H257ZM259 234H258V235H259ZM181 235H182V233H181L180 235L178 234L177 236H180V237H181ZM194 235H196V234H194ZM194 235H193V236H194ZM198 235H199V234H198ZM219 235H218V236H219ZM224 235H225V236H224ZM247 235H248V234H247ZM247 235H245V238H247V237H248V238H249V237H252V236H247ZM249 235H250V233H249ZM254 235H255V234H254ZM254 235H253V237H254ZM204 236H205V233H204ZM204 236H203V237H204ZM218 236H217V237H214V238H216V241L218 240V239H217ZM228 236H229V235H228ZM233 236H234V235H233ZM239 236H240V238L243 237V236L241 237L240 234H239ZM172 237H173V236H172ZM201 237H202V235H201ZM201 237L199 236V239H200ZM207 237H208V235H207ZM209 237H210V236H209ZM222 237H221V238H222ZM226 237H227V236H226ZM234 237H235V236H234ZM236 237H237V236H236ZM253 237H252V238H253ZM263 237H264V235H263ZM263 237L260 238V240L262 239V241H264V240H263V239H264ZM176 238H177V237H176ZM210 238H211V237H210ZM210 238H207V239L210 240ZM229 238H230V237H229ZM231 238H232V235H231ZM245 238H244V239H245ZM255 238H256V237H255ZM255 238H253V240H254ZM180 239H182V237H181ZM183 239L185 240L186 238H183ZM192 239H193V238H192ZM219 239H220V236H219ZM234 239H235V238H234ZM193 240H194V239H193ZM195 240H197V237L195 238ZM202 240H203V242H204V239H202ZM211 240H212V238H211ZM213 240H214V239H213ZM224 240H225V239H224ZM224 240L221 239V240L217 241V243L221 241L220 244H222V243L224 242ZM226 240H227V239H226ZM247 240H248V239H247ZM247 240L245 239L244 241L246 242ZM197 241H198V240H197ZM216 241H214V242H216ZM232 241H233V240H232ZM240 241H241V240H240ZM209 242H210V241H209ZM226 242H228V241H226ZM229 242H230V240H229ZM247 242H248V241H247ZM258 242H259V241H258ZM260 242H261V241H260ZM176 243H177V242H176ZM182 243H183V246H182L181 244H179L180 246L177 244L178 247L176 246V244H175V246L177 247V250L180 251V252L184 249V252H183V251H182L183 253L181 252V253L183 254V256H184V253H186L185 251L188 252V250L191 249V248L187 249L186 247H189L190 245L187 246L186 244H184V241H183ZM199 243H200V241H199ZM201 243H202V242H201ZM207 243H208V242H207ZM237 243H239V242H237ZM240 243H241V242H240ZM240 243H239V244H240ZM248 243H251V242L249 241ZM255 243H256V240H255ZM205 244H206V243H205ZM205 244H204V245H205ZM229 244H232V243L230 242ZM239 244H237V245L239 246ZM243 244H245V243H242V244H241L242 247L239 246V247H240V251H241V250H242V251L246 250L245 252H247V254H249V252H251V251H252V253H255V252L257 251L256 249H255V251H254V250H251L252 247H251L250 245H249V246H250L251 248H246V249L243 250L244 246L248 245V244H245V245H243ZM257 244H258V243H256V245L254 246V248H256ZM184 245H185L186 247H184ZM213 245H214V244H213ZM215 245H216V244H215ZM225 245H226V246H225ZM235 245H236V244H235ZM251 245L253 246L252 243H251ZM181 246H182L183 249L181 248V250H179L178 248H180ZM193 246H196V245L194 244ZM216 246H217V245H216ZM222 246H224V248H227L226 250L229 249V247L227 246V243L225 244V242H224V245H222ZM222 246H221V247H222ZM232 246H233V245H232ZM258 246H259V245H258ZM171 247H172V246H171ZM176 247H174V245H173L172 248H174V249H172V248L169 247V250L175 251V248H176ZM190 247H192V245H191ZM185 248H186V249H185ZM196 248H199V247H196ZM262 248H263V247H262ZM167 249H168V248H167ZM167 249H166V250H167ZM192 249H193V247H192ZM192 249H191V250H192ZM194 249H195V248H194ZM199 249H201V248H199ZM231 249H232V248H230V250H231ZM234 249H235V248L233 247L232 251H233ZM248 249H249V250H248ZM252 249H253V248H252ZM257 249H260V247L257 248ZM166 250H165V251H166ZM169 250H168V251H169ZM177 250H176V251H177ZM195 250H196V249H195ZM202 250H205V248L202 249ZM250 250H251V251H250ZM168 251H167V253H165V252H164V253H165L166 256H168L169 260H172V258H170V257H171V255L173 254V252L170 254V257H169V252H168ZM176 251H175V252H176ZM198 251H200V254L196 255L198 258L201 257L200 255H202V256H204V258H205L206 256H209V258L213 260V261L210 260L211 262H214L215 260H217V257H215V256L218 255V252H217L216 250H215V253L217 252V254H214V253H213L214 255L211 254V251H208V250H205V251H207V252H205V254H204V252H202L201 250H198ZM223 251H224V250H223ZM240 251L236 250L235 253L240 252ZM258 251H259V250H258ZM175 252H174V253H175ZM180 252H176V253H180ZM191 252H192V251H191ZM209 252H210L211 257H210V255L208 254ZM225 252H226V251H225ZM225 252H224V253H225ZM263 252H264V251H263ZM176 253H175V254H176ZM196 253H198V252H196ZM252 253H251V254H252ZM167 254H168V255H167ZM175 254H174V255H175ZM191 254H192V253H190V256H191ZM194 254H195V253H193L191 257H190V256H188V257H189V258H193ZM240 254H241V253H240ZM240 254H239V255H240ZM259 254H260V253H259ZM174 255H173V256H174ZM177 255L179 256V254H177ZM177 255H176V256H177ZM185 255H187V253H186ZM188 255H189V253H188ZM252 255H253V254H252ZM173 256H172V257H173ZM199 256H200V257H199ZM222 256H223V255H222ZM174 257H175V256H174ZM194 257H195V256H194ZM213 257H215V258L213 259ZM223 257H224V256H223ZM202 258H203V257H201V259H202ZM209 258L206 257V258H205L206 260L203 259V260L205 261V264H208V263H209V264H213V263L207 261V260H209ZM174 259H175V258H174ZM194 259H196V258H193L194 263H197ZM221 259H222V258H220L219 260H221ZM203 260H200V261L203 262ZM222 260H223V262H221ZM222 260H221L220 262H219L218 260H217V261H218L219 264H220V263H221V264H222V263L225 264V263H227V262H228V264L231 263V262L229 263V261L226 259V257L223 258ZM173 261H174V260H172V262H173ZM191 261H192V260H191ZM193 261H192V263H193ZM206 261H207L208 263H206ZM217 261H216V262H217ZM224 261H225V262H224ZM198 262H199V261H198ZM173 263H174V262H173ZM192 263H190V264H192ZM194 263H193V264H194ZM218 263H215V262H214V264H218ZM199 264H200V263H199ZM203 264H204V262H203ZM231 264H232V263H231Z\"/></svg>",
  "mask_w": 264,
  "mask_h": 264
}]
</instances>
